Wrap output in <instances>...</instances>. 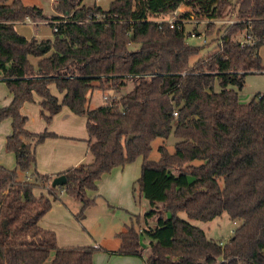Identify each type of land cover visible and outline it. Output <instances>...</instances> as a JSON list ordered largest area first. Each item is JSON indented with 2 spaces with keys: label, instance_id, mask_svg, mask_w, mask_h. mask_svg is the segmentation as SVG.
Instances as JSON below:
<instances>
[{
  "label": "trees",
  "instance_id": "obj_1",
  "mask_svg": "<svg viewBox=\"0 0 264 264\" xmlns=\"http://www.w3.org/2000/svg\"><path fill=\"white\" fill-rule=\"evenodd\" d=\"M185 1L113 0L103 10L81 0H54L55 15L48 18L22 0H0V81L12 96L0 108V122L11 121L4 146L15 156L13 169L0 166V264H92L98 248L58 247L55 233L38 223L56 190L82 209L93 206L87 192L96 181L138 157L133 190L148 204L145 226L119 233L111 254L140 257L145 264H264V93L240 103L237 91L246 75L264 71V0H241L230 26L213 21L223 20L231 0H189L172 28L149 19L176 14ZM25 19L48 22L53 38L18 34L14 25ZM185 21H204L199 24L206 35L215 33L216 50L199 56L201 48L186 43L197 32L186 33ZM246 36L253 45H240L237 38ZM127 81L130 90L88 107L94 90L119 93ZM51 84L61 101L50 93ZM35 97L47 124L62 107L85 118L90 163L57 175L36 171V146L56 135L25 128L20 110ZM171 133L178 139L173 152L161 145L158 160H149L152 142ZM59 176L65 183L53 187ZM35 189L47 194L36 197ZM180 212L202 222L226 213L237 226L221 243ZM141 235L149 240L146 248Z\"/></svg>",
  "mask_w": 264,
  "mask_h": 264
},
{
  "label": "rangeland",
  "instance_id": "obj_2",
  "mask_svg": "<svg viewBox=\"0 0 264 264\" xmlns=\"http://www.w3.org/2000/svg\"><path fill=\"white\" fill-rule=\"evenodd\" d=\"M82 5L93 7L94 5L102 8L103 10H107L109 4L113 0H81ZM189 0H186L180 7L178 8L176 14H169L163 17L157 16L154 19L152 16H149V19L155 21H167L174 22L178 20L179 15L188 11L186 3ZM22 3L26 6H36L42 10V12L49 17L55 15L53 10L54 0H22ZM240 15V0H231V5L227 6L221 19H235L237 20ZM157 19V20H156ZM33 20L25 19L24 22H20L15 26V31L18 34H21L27 39L35 38L37 40H47L53 38V29L48 24V22H40L33 24ZM201 22V21H199ZM198 21H192L191 23L185 21V32L186 33H195L199 31V33L195 35V37L186 36V43L192 46H199L200 52L199 56H207L212 53L218 47V41L215 40V33H210L209 35L205 34V27L202 21L199 24ZM222 25V24H217ZM200 36V37H199ZM237 39H241L238 37ZM199 56L192 57L190 62L193 63ZM259 56L261 58L262 66L264 67V43L259 49ZM30 62L34 65L35 59L30 57ZM132 87V82L127 81L125 87L119 91V93H115L114 91H101L94 90L90 99L89 108H96L101 103L108 101L113 95H121L130 90ZM52 93L55 96H59V92L56 90L55 86L51 84ZM238 100L240 103H247L251 100L256 94L264 93V71L255 72L248 74L244 77V83L241 90H238ZM11 98L9 91L5 82H0V105H2L7 99ZM108 99V100H107ZM22 107H27V130L33 132L43 131L47 124L44 119L40 116L38 112L37 105L33 103H24ZM75 117H79L80 121H85L83 116L75 115ZM53 119V118H52ZM7 120V119H4ZM0 122V126L3 125V121ZM5 123V122H4ZM10 126H8L9 129ZM11 128V127H10ZM48 129V128H47ZM83 129L85 131V124L83 123ZM10 132V130H9ZM1 132H0V143L2 144ZM178 141L177 138L171 133L166 140L156 139L152 142V149L149 154V160L156 161L159 158V153L157 148L163 145L168 152H173L174 144ZM5 145V143H4ZM2 146V150H0V156L5 161L7 156H11V167L12 169L15 167V160L13 158V154L7 152L5 150V146ZM91 158V157H90ZM141 172V165L139 166V174ZM24 176V175H22ZM28 177H32L31 174L28 173ZM138 179V178H137ZM136 179V180H137ZM135 180V181H136ZM134 181V182H135ZM131 184L130 192H129V200L128 205H115L114 203H110L114 210L108 209L106 204L101 200L100 202H96L93 206H88L85 209H82L81 205L78 203V211H76V222L79 224L77 229V234H73L78 238V245L74 246H91L98 245L99 248L95 251L93 255V264H105V260L107 259L108 253L107 250H114L119 247V239L117 235L121 232H125L127 228L134 227V229H142L145 226V222L143 219V215L148 211V204L146 200H144L140 195L137 189L133 190V184ZM77 205V204H76ZM72 206V205H71ZM78 212V213H77ZM178 217L189 222L190 224L202 229L208 238L214 241L224 242L231 235L233 230L236 228V222H233L229 219L226 213H222L219 217L208 221L202 222L197 220H189L184 212L178 213ZM58 224H61V234L62 240L64 244L69 246L70 243L67 241L71 238L72 229L69 225H65V221H58ZM149 224H152L149 221ZM238 224V223H237ZM148 238L141 235L140 242L144 248L148 245ZM63 244V246H64ZM110 253V252H109ZM119 257V256H118ZM139 259L141 264L143 263V259L140 257H136Z\"/></svg>",
  "mask_w": 264,
  "mask_h": 264
},
{
  "label": "crops",
  "instance_id": "obj_3",
  "mask_svg": "<svg viewBox=\"0 0 264 264\" xmlns=\"http://www.w3.org/2000/svg\"><path fill=\"white\" fill-rule=\"evenodd\" d=\"M241 4V0H240ZM157 18V16H152ZM163 17V16H159ZM157 20V19H156ZM16 23L14 25H17ZM199 33V31H198ZM21 35V34H20ZM200 37V36H199ZM36 63V59H35ZM2 82V81H0ZM54 85V84H52ZM55 86V85H54ZM50 93H52L51 85L49 86ZM10 94V93H9ZM93 93L90 94L89 101ZM9 99H7L1 107H5L10 104L12 96L10 94ZM59 101H61L62 94L55 96ZM34 105H37L38 112H40V107L38 103L40 99L35 97ZM102 104V103H101ZM100 104V105H101ZM99 106V105H98ZM89 107V104H88ZM27 107H22L20 112L22 115L27 117L28 110ZM28 120V119H27ZM5 122V123H4ZM83 123L85 121H80L79 117L75 115L66 107H62L61 110L53 116V119L50 123H45L48 126L43 131L47 130L50 133L55 134L56 136L45 139L42 143L36 146L35 155H36V171L42 175H57L63 173L64 171L78 167L81 164H87L92 161L91 155L88 153L87 139L88 135L83 129ZM3 125L0 126V132L2 138V144L0 143V150L5 143L6 138L11 133V121L10 119L4 120ZM8 126L9 129H8ZM29 124L25 125V128ZM10 130V132H9ZM32 133L33 132L28 129ZM91 157V158H90ZM11 156H7L5 161L0 156V166L6 169H12L11 167ZM15 160V156L13 154ZM142 164V158L138 157L134 162L126 164L124 166H118L113 168L109 173L103 174L96 181V189L94 191H88L87 196L89 199H95L96 202L103 201L106 204L108 209L114 210V207L110 203L115 205H128L129 192L131 184L139 178V166ZM23 177V176H21ZM34 196L38 197L43 194L46 195L47 191L45 189H35L33 191ZM56 198L52 199V204L50 210L42 217L39 221V226L43 229L53 231L56 236V245L58 247H80L74 246L78 245V238L73 234H77V229L79 224L76 222V211H78V203L71 197L67 196L64 191L56 190ZM77 204V205H76ZM72 205V206H71ZM78 213V212H77ZM65 221V225H69L72 229L71 238L67 243H70L71 246L64 244L60 234H61V224H58V221ZM76 220V221H75ZM60 232V234H58ZM64 244V246H63ZM82 247V246H81ZM94 248H99L98 245H94ZM114 250H107L108 253L105 264H141L139 259L135 256H122L111 254ZM119 256V257H118ZM143 259V258H141ZM144 263V261H143ZM93 264V258H92Z\"/></svg>",
  "mask_w": 264,
  "mask_h": 264
},
{
  "label": "built area",
  "instance_id": "obj_4",
  "mask_svg": "<svg viewBox=\"0 0 264 264\" xmlns=\"http://www.w3.org/2000/svg\"><path fill=\"white\" fill-rule=\"evenodd\" d=\"M94 18H96V16ZM213 22L215 24H224V25L230 26V25H233L236 22V20L229 18V19H224V20H215ZM168 23H169V26L172 28L173 22L169 21ZM54 30H56L55 26H54ZM191 36H193V33ZM239 43L241 46H246V45H253L254 41L249 36H246V37L240 39ZM173 115L176 116L177 115L176 112H174Z\"/></svg>",
  "mask_w": 264,
  "mask_h": 264
},
{
  "label": "water",
  "instance_id": "obj_5",
  "mask_svg": "<svg viewBox=\"0 0 264 264\" xmlns=\"http://www.w3.org/2000/svg\"><path fill=\"white\" fill-rule=\"evenodd\" d=\"M129 138H131V137H129ZM64 183H65V177L64 176H59V177H56V178H54L52 180L51 185L53 187L62 186Z\"/></svg>",
  "mask_w": 264,
  "mask_h": 264
}]
</instances>
